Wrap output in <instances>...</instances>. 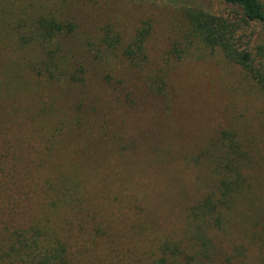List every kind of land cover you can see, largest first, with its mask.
I'll use <instances>...</instances> for the list:
<instances>
[{
    "label": "trees",
    "instance_id": "1",
    "mask_svg": "<svg viewBox=\"0 0 264 264\" xmlns=\"http://www.w3.org/2000/svg\"><path fill=\"white\" fill-rule=\"evenodd\" d=\"M220 1L221 13L198 5L185 8L189 45L219 49L264 91V41L255 36L258 26L264 28V2ZM76 28L36 0H0V264H231L217 245L253 186L256 160L244 137L222 128L197 153L213 182L186 208L182 237L151 233L142 218L129 223L122 217L128 213L102 204L104 185L91 182V174L105 172L91 150L104 143L99 134L108 145L112 141L109 117L96 98L89 101L98 116H82L89 110L74 95L85 96L98 77L93 58L131 61L149 96H167L170 72L142 77L146 28L125 48L121 35H107L94 54L78 49ZM101 78L116 83L109 74ZM120 137L116 132V145ZM133 230L138 237L130 250L126 239Z\"/></svg>",
    "mask_w": 264,
    "mask_h": 264
},
{
    "label": "rangeland",
    "instance_id": "2",
    "mask_svg": "<svg viewBox=\"0 0 264 264\" xmlns=\"http://www.w3.org/2000/svg\"><path fill=\"white\" fill-rule=\"evenodd\" d=\"M36 1L41 9L54 10L74 21L78 49L89 54L103 47L107 35H121L120 43L125 48L139 32L148 29L144 47L147 57L139 67L142 77L157 71L170 72L167 96H149V87L143 79H137L138 68L131 61L120 56H111L108 62L93 58L98 77L84 91L85 96H74L89 110L82 116H98L89 101L96 98L103 115L109 117L112 141L108 145L99 134L104 143L98 142L95 153L91 150V157L94 161L101 158L105 171L101 177L91 174V182L99 180L104 185L105 193L97 195L102 204L128 213L122 217H127L129 223L142 218L151 233L182 237L186 208L201 199L213 182L211 169L196 160L197 153L220 129H235L256 160L253 186L248 198L238 204L241 210L234 212L229 230L220 232L217 246L223 259L231 264H264V91L241 65L226 59L219 49L190 46L184 21L187 6H203L221 13L225 10L222 2ZM255 36L264 41L262 26H258ZM181 49L186 52L181 53ZM106 74L116 83L104 81L101 76ZM116 132L121 136L118 145ZM94 191L98 193V189ZM117 199L121 202L116 203ZM136 231L126 239L130 250H135L132 243H136Z\"/></svg>",
    "mask_w": 264,
    "mask_h": 264
}]
</instances>
